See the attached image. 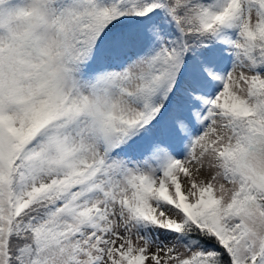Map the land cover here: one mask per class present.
Returning <instances> with one entry per match:
<instances>
[{
  "label": "snow or ice",
  "instance_id": "1",
  "mask_svg": "<svg viewBox=\"0 0 264 264\" xmlns=\"http://www.w3.org/2000/svg\"><path fill=\"white\" fill-rule=\"evenodd\" d=\"M0 264H264V0H0Z\"/></svg>",
  "mask_w": 264,
  "mask_h": 264
}]
</instances>
